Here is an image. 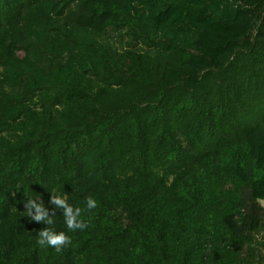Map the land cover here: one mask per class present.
<instances>
[{
    "label": "trees",
    "instance_id": "obj_1",
    "mask_svg": "<svg viewBox=\"0 0 264 264\" xmlns=\"http://www.w3.org/2000/svg\"><path fill=\"white\" fill-rule=\"evenodd\" d=\"M254 188L264 0H0V264H262Z\"/></svg>",
    "mask_w": 264,
    "mask_h": 264
},
{
    "label": "clouds",
    "instance_id": "obj_2",
    "mask_svg": "<svg viewBox=\"0 0 264 264\" xmlns=\"http://www.w3.org/2000/svg\"><path fill=\"white\" fill-rule=\"evenodd\" d=\"M65 194H57L51 196V202L56 206L62 208V215L64 224L70 231L83 230L87 225L80 218L81 208L74 207L65 198ZM85 206L87 209H94L97 206V201L94 197L88 196L85 198ZM27 216L31 220L44 221L49 226L54 223L53 216L48 215V210L44 207L43 203H38L36 200L29 199L25 203ZM32 209H35L33 212ZM37 243L40 246L53 247L55 251L59 252L63 247L71 243V238L64 231H55L51 227L42 228L37 235Z\"/></svg>",
    "mask_w": 264,
    "mask_h": 264
},
{
    "label": "rangeland",
    "instance_id": "obj_3",
    "mask_svg": "<svg viewBox=\"0 0 264 264\" xmlns=\"http://www.w3.org/2000/svg\"><path fill=\"white\" fill-rule=\"evenodd\" d=\"M21 54V53H20ZM254 192V193H253ZM248 196L244 198L242 205L247 206V214L246 217L243 220V224L240 225V232H236V234H242L245 232L246 228L250 229H256L260 226L262 219L264 218V199H261L262 197L258 194H261V190L256 192V188L250 191H247ZM255 194V195H254ZM256 196H260L259 200L255 199ZM258 202V208L254 207V204H252V201ZM260 207V208H259ZM264 255V251L261 253ZM262 264H264V260L262 261Z\"/></svg>",
    "mask_w": 264,
    "mask_h": 264
}]
</instances>
